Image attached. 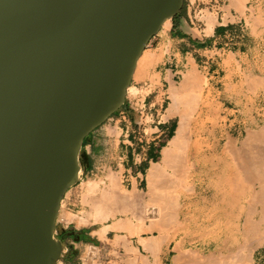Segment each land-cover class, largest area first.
<instances>
[{"label": "water", "instance_id": "95a60500", "mask_svg": "<svg viewBox=\"0 0 264 264\" xmlns=\"http://www.w3.org/2000/svg\"><path fill=\"white\" fill-rule=\"evenodd\" d=\"M185 2L0 0V264L63 259L73 149L125 105L136 59Z\"/></svg>", "mask_w": 264, "mask_h": 264}, {"label": "rangeland", "instance_id": "374dc122", "mask_svg": "<svg viewBox=\"0 0 264 264\" xmlns=\"http://www.w3.org/2000/svg\"><path fill=\"white\" fill-rule=\"evenodd\" d=\"M217 1L219 2L220 0H186L181 14L171 21L170 28L167 30L162 29L160 31L159 34L162 36V45L167 44L165 40H168L170 30L178 26L180 21H186L189 28L193 29L194 34L200 38H205V36L209 35L214 27L222 22L218 20L217 12L214 11L216 9H213L214 6L218 5ZM230 1L234 2L235 0ZM240 1L246 2L248 0ZM219 3L222 5V2ZM225 10L229 11L230 8H225ZM240 13L244 17L242 21L237 20L232 17L230 13H228L224 17L223 24L228 25L229 29L233 31L230 33L231 36H229L228 39H225V42L229 45L228 47L232 50L234 49L235 51L241 49L244 54L238 57L237 61H235L236 59H234L232 55H230V58H227L226 56L224 57V70L220 75V78L223 77L224 81L219 83L218 86H215V83L212 81L210 84H207V71H197L196 80H194V82L193 79L188 80V78L186 81L185 77H181L177 80L178 84L175 86V90L173 89L174 91H177L176 93H174L173 90L171 91L170 94H172V97L170 94L168 96L164 92L158 95L154 92L155 84L149 81H144L149 75V71L153 67L155 59L151 56L149 57L148 54L144 57L142 55L144 63L142 60L140 61L133 78L135 81L131 84V88H133V90H131L132 92H129V89L127 90V100L125 105L108 121H106L105 124L95 131L97 132L96 134L99 135V142L96 140L97 146L92 153V156L93 154H96L95 161L93 162V168L86 170V166L83 167L84 175H82V179L78 182V184L70 189V193L68 194V203H70V205L67 202L64 203L61 208L55 230L56 238L64 241L63 239H60V235L64 232L66 233V230H69L71 233L74 230L81 229L87 224H89L87 226H90L92 229L100 230L112 223H115L117 220L100 222V215L99 212L95 211L97 209L95 206L100 197L106 195L107 191L110 193V190H113L112 187H114V184L117 183L119 186L117 190L118 192L115 190L117 187H114L113 191H115V193H112L116 195L112 196L111 193L108 197H113L112 199L114 200L115 196L118 199L119 194V196L122 197L120 200L121 202L116 199V201H114L115 203H113V201L111 202V200H108V202L113 205L116 204L114 206L121 208L122 211L126 208L125 212L127 214V218L120 217L119 219H129L131 226H133V224L136 225L133 227L138 230L135 232L133 231L135 229L131 227L133 234H131L132 237H127L126 234H119V236H124L127 243H130L131 247H135L139 251L137 254L129 257L125 254L126 250L124 246L119 248L115 247L114 241L117 234L109 232L104 239L100 238L101 246L98 249L90 246H78L76 251H71L70 249V253L75 256L73 258L74 260L80 258L79 260L84 262V264H162L160 259L162 252L165 253L170 250L172 252L170 253L168 264H187V262L188 264H264V225L260 227L258 226L260 225L259 219L261 218V212L259 211L260 208H257L254 201V195L256 192H253V188L255 182L250 177H246V179L242 177L240 186H244L243 188L240 187L237 191H232V193H235H233L234 195L231 193V203H228L230 210L225 215L217 213L214 198L216 192L215 190L220 188V191L227 190L230 192V190L227 187L225 188V185L220 182L217 183L218 185L216 184V187L219 186L216 188L213 186L212 182L214 179L212 162L213 156L216 154V156L219 157L221 152H223L222 148L226 150L231 142H239V148H242L246 144L247 146L245 148L248 149L249 152H245L246 154L247 152L249 153V157H251L250 159L256 155L255 150L250 151V146H248V135L249 133H258L259 129H256L255 123H257L258 120H263L264 117V85L260 84L264 83V0H252L247 13H245V8ZM209 17H214L216 19L217 22L214 26L212 24L209 25ZM190 81H192V85H189ZM185 82L188 84L184 85ZM226 84H229L232 87V90L228 89L227 91ZM213 85L215 86L214 96L217 95V93H221V99L226 96H232L233 99H229V101L207 100L206 94L210 92L209 88H212ZM184 93H186L189 97H192L194 94L193 98L199 96L198 100L197 98H194L195 100L191 98L194 102L190 101L191 99ZM157 96H159V100L156 102L155 99ZM166 97H169V99H166ZM186 98L189 100H186ZM180 99H184V101H180ZM196 100L197 102H195ZM186 101H190V106H192V104H195L194 106H196L198 103L196 108L193 107V110L195 111L194 117L196 119L193 128L196 133L195 131L193 132L194 129H192L191 133L193 134H190V140L184 147L185 149L189 145L190 148H192L191 151L196 157H194L191 161V163H195L194 171L191 177L188 176L189 165L186 166V162L183 159L184 156H179L176 159L177 161H175L176 163L173 162L170 164L174 168L171 166L169 167L168 165L166 167V165H164V162L162 161L164 160L163 153L160 154V151L162 150V147L165 148L168 146L170 138H166L165 142L160 143L155 148L158 152V164L159 166H162L160 168L163 170L159 169V174L153 175L154 180L152 175H150L151 172H149L148 179L150 180L152 178L151 180L153 181H149L147 179V183H145L143 191L131 189L130 183L126 181L124 174V169L130 166H126V162L131 161L130 157L132 154H130V149L134 148L137 152H139L142 151L143 147L150 146L152 138L156 136V133H154L156 130H153L152 128L158 126L159 122L170 121L171 128L176 132L179 119H168V112L171 107H173L172 105H174V103L176 104L175 109H177V107L179 109L184 107L180 111L185 110V103L183 102ZM181 102L184 105L181 106ZM217 103L224 104V110H221ZM151 110H153V112ZM154 110H158L159 116H151V113H154ZM199 111L202 112V117L197 116ZM199 126H203V129ZM126 130H129V134H126ZM126 135L129 137H126ZM90 136H92V134ZM202 138L203 140L201 142ZM251 144L256 147L258 146V143L255 144V141H252ZM131 145H133L132 148ZM84 147L85 146H83V152H85L88 156ZM123 156H127L125 163H121L119 160ZM87 163L89 162L87 161ZM177 163L181 168L175 167ZM173 169H175V171ZM172 170L174 171L173 174H171ZM174 173L176 175H174ZM110 174L113 178L108 176ZM163 177L165 181L164 185L161 187H165V191L160 187V183L163 181L160 180V178L163 179ZM155 178H159L158 180H160V183L155 182ZM112 179L117 181H113V183H115L112 184V182H110ZM169 179L173 183L172 187H169V181L167 182V185L165 183L166 180ZM89 182H94V185H98V192L94 195L91 194L92 196L88 194V191L86 190L87 183ZM151 182L154 183L155 188L159 185V188H156L158 196L154 201H150V199L146 196ZM222 184L224 185L223 187ZM111 185L113 186L111 187ZM108 188L111 189L108 190ZM175 191H183L182 193L187 196V208L191 209H189L186 215L182 216L180 220L177 218V214L172 215V217L169 215L167 216V219H165L166 215L170 214V210L167 213L168 206L165 210L163 206L164 200L162 199L168 195L170 196L165 198V200H168L170 197L172 198L171 195H173ZM124 192L126 193L124 194ZM163 193H167L168 195L166 194L167 196H162ZM127 198L129 201L126 200ZM141 199L144 200L142 201ZM158 199L161 200L162 203L161 201L154 203ZM158 202L160 204H158ZM119 203L120 206H122L121 203H123V208L118 207ZM127 204L132 206L131 207L129 205L131 211H129V206L126 207ZM160 209L164 211L162 212ZM229 214L230 216L232 215L231 218ZM160 215L162 217L164 216V218ZM227 216H229V218ZM242 216L249 219L252 225L258 224L256 225L257 229L254 226L257 232H253L254 230L252 228H250V232H248L249 229L245 231L243 226L239 225V219ZM86 217L87 221L83 223L81 218ZM160 218L162 219L160 220ZM194 223H197L200 227H195ZM164 226L166 228H164ZM154 228L162 231L161 241H159V235L155 232ZM150 229L151 231L153 230V232H150ZM251 231L256 234H254V238H256V240L251 237ZM247 233L249 234L247 235ZM135 234L139 236H136ZM152 237H154L155 240L157 238L156 242L158 243L159 241L160 245L158 244L159 246L157 248L152 249L151 251L153 252L146 251V249H144L145 246L142 247L141 245L144 244V240H146V242L149 240L154 242ZM63 238L67 239L68 237L64 235ZM238 252L239 255L236 254ZM184 253L186 255H184ZM74 254H77V256ZM190 259H192V261ZM61 263L63 264V260H61L58 264Z\"/></svg>", "mask_w": 264, "mask_h": 264}, {"label": "bare ground", "instance_id": "6f19581e", "mask_svg": "<svg viewBox=\"0 0 264 264\" xmlns=\"http://www.w3.org/2000/svg\"><path fill=\"white\" fill-rule=\"evenodd\" d=\"M235 1H238V0H235ZM244 2V1H243ZM232 3H234V2H232ZM240 3L242 4V2L240 1ZM233 6H234V4H233ZM239 6V5H238ZM237 6V7H238ZM236 7V6H235ZM243 10V9H242ZM172 15L173 14H169V15H166L165 17H164V19H163V22H162V24H161V29H165V30H167V29H169L170 28V26H171V21L173 20L172 19ZM207 19V18H206ZM216 19L214 18V17H209V25L210 24H212L213 26L216 24ZM166 51V50H165ZM143 58H142V56L138 59H136V63H135V66H134V68H133V71H132V79L134 78V76H135V73H136V70H137V68H138V66H139V64H140V61L142 60ZM145 60V59H144ZM142 62H143V60H142ZM144 63V62H143ZM190 69V68H189ZM192 69L193 70H189V72L187 73V71H186V74H185V78H186V81H187V78H188V80H192L193 79V82H194V80H196L195 78H196V76H197V70H196V67H192ZM169 80V79H168ZM185 81V80H184ZM191 82L192 81H190L189 83V85H192L191 84ZM171 84V83H170ZM184 84V83H183ZM182 84V85H183ZM186 84H188V83H186L185 82V84L184 85H186ZM260 84H263L264 85V83H260ZM194 86V85H193ZM252 86V85H251ZM258 86V85H257ZM171 88V87H170ZM252 88V87H251ZM129 89V92L131 91V90H133V88H131V87H128V88H126L124 91H123V94H124V92H125V96H127V90ZM174 89V88H173ZM192 89V88H191ZM175 90V89H174ZM173 90V92L174 93H176V91H174ZM197 91H199V90H197ZM132 92V91H131ZM134 93V92H133ZM171 93V92H170ZM130 94V93H129ZM184 94H186V93H184ZM189 94V93H188ZM190 94H191V92H190ZM123 95V96H124ZM171 95V97H172V94H170ZM187 95V94H186ZM178 96H180V95H178ZM188 96V95H187ZM193 96H194V94L192 95V97H189L188 96V98H192V99H194L193 98ZM196 96V95H195ZM198 96V95H197ZM173 97H174V95H173ZM186 97V96H185ZM199 97V96H198ZM198 97H196L197 98V100H198ZM181 98V97H180ZM195 98V99H196ZM173 99V98H172ZM171 99V100H172ZM177 99V98H176ZM190 100V101H193L194 102V100ZM121 100H122V98L120 99V100H118L116 103H114L112 106H111V108H110V110H111V112H113L120 104H121ZM126 100H127V98H126ZM178 100V99H177ZM184 101V99H180V101ZM186 100H189V99H187L186 98ZM197 100L195 101V102H197ZM173 101H175V100H173ZM189 101V102H190ZM239 101V100H238ZM177 102V101H176ZM188 101H186V102H183V103H185V110H182V111H180L182 108H184V107H182L181 109H179L178 107H177V109H175V103H174V105H172L173 107H171V109L169 110V112H168V119H171V118H178L179 119V122H178V127H177V129H176V132H175V135H174V137L169 141V143H168V146L167 147H165L164 148V150H163V157H164V160H162L163 162H164V165H166V167H167V165L170 167L171 165L170 164H172L173 162H175V161H177L176 159L179 157V156H184V161L186 162L185 164H186V166L187 165H189L188 167H189V172H188V176L189 177H191V175H192V173H193V171H194V167H195V163H191V161H192V159H194V157H195V154H193V152L191 151L192 150V148H190V146L188 145L185 149H184V147L186 146V144H188V142H189V140H190V134H193V133H191V131H192V129H194L193 127H194V124H195V122H196V119H195V117H194V114H195V111L193 110V107L194 108H196V106L198 105V103H197V105L196 106H194L193 104H192V106H190V104L191 103H189ZM182 103V102H181ZM180 103V104H181ZM181 104V106L182 105H184V104ZM188 103H189V105H188ZM246 103V102H245ZM201 104V103H200ZM206 104V103H205ZM210 104V103H209ZM178 106H180V105H178ZM240 107V106H239ZM200 108V107H199ZM201 109V108H200ZM240 110V109H239ZM248 110V109H247ZM200 111H202V110H200ZM199 111V113H198V117H202L201 115H202V112H200ZM214 112V111H213ZM263 112V111H262ZM262 112H261V115H262ZM217 113V112H216ZM196 116V115H195ZM261 118H262V116H261ZM258 119V118H257ZM250 125V124H249ZM255 127H256V129H259L258 130V133H249V140H248V146H250V151L251 150H255L256 151V155L255 156H253V158L252 159H250L251 157H249V150L248 149H246L245 147L247 146L246 144L242 147V148H239V145H238V143L237 142H231L230 144H229V146L227 147V149L225 150V149H223L222 148V150H223V152H221V155H219V157H217L216 156V154L213 156V173H214V179H213V186H215L216 187V184L218 183V182H220V183H223L224 185H225V188L227 187L229 190H230V192L229 191H227V190H225V191H220V189H216L215 191V196H214V198H215V202H216V210H217V213H220L221 215H225L227 212H229V210H230V206H229V202L231 203V199H232V194L233 193H235V192H233L232 193V191H237L241 186V184H240V182H241V179H242V177L243 178H245L246 179V177L247 178H251V179H253V181L255 182V185H254V188H253V192H256L255 193V195H254V201H255V204H256V206H257V208H260V212H261V218L259 219V224L260 225H258V224H256V225H258L259 227L260 226H263L264 225V117H263V120L261 119L260 121L258 120V122L257 123H255ZM199 127H201V126H199ZM198 127V128H199ZM203 127V126H202ZM201 127V128H202ZM207 128V127H206ZM203 129V128H202ZM195 131V129L193 130V132ZM200 131H202V130H200ZM205 132V131H204ZM203 132V133H204ZM207 132V131H206ZM229 132V131H228ZM195 133H196V131H195ZM198 134V133H197ZM199 134H200V132H199ZM198 134V135H199ZM202 134V133H201ZM194 136V135H193ZM192 137V136H191ZM238 138V137H237ZM194 140V139H193ZM196 140V139H195ZM202 140H203V138L201 139V142H202ZM222 140V139H221ZM199 141V140H198ZM252 141H255V144L256 143H258V146L256 147V146H253L254 145V142H253V145L251 144L252 143ZM256 141H258V142H256ZM85 143V142H84ZM218 143H219V141H218ZM190 144H191V142H190ZM198 144H199V142H198ZM202 144V143H201ZM244 144V143H243ZM84 145V144H83ZM83 145L82 146H77L76 147V150H74L73 149V151H74V154H75V157L77 158V162H78V166H79V169H78V180L80 181L81 179H82V175H84L83 174V172H84V168H83V163H82V158H81V156H80V154H81V152L83 151ZM193 147V146H192ZM218 148V147H217ZM216 149V148H215ZM246 149V150H245ZM199 151V150H198ZM245 151H248L247 152V154H246V152ZM220 153V152H219ZM218 153V154H219ZM248 156V157H247ZM196 158V157H195ZM209 160V159H208ZM194 161V160H193ZM183 162V161H182ZM206 162V161H205ZM209 162V161H208ZM176 163V162H175ZM179 163V162H178ZM178 163H177V165L175 166L174 164V166L175 167H179V168H181L180 167V165H178ZM184 163V162H183ZM160 167H162V166H159V164H154L153 165V167L151 168V174L150 175H152V177H153V175H158L159 174V169H161V170H163L162 168H160ZM168 167V168H169ZM171 167H173V166H171ZM207 167V166H206ZM174 168V167H173ZM183 168H184V166H183ZM212 168V167H211ZM206 169V168H205ZM170 170V169H169ZM174 171H175V169H173ZM172 170V173L171 174H173V171ZM201 170V169H200ZM176 171H179V170H176ZM203 171V170H202ZM161 173V172H160ZM166 173V172H165ZM202 173V172H201ZM164 174V173H163ZM162 174V175H163ZM169 174V173H168ZM112 175H113V173H112ZM112 175L110 174V175H108V176H111L112 177ZM167 175V174H166ZM174 175H176L175 173H174ZM178 175V174H177ZM168 176H170V175H168ZM185 176V175H184ZM202 176V175H201ZM151 177V176H150ZM159 177V176H158ZM165 177H167V176H165ZM113 178V177H112ZM152 179V178H151ZM149 180V181H153L154 180V177H153V180ZM156 179V178H155ZM159 179V178H158ZM158 179H156V181L155 182H159L160 183V180H163V181H161L162 183H160V187L162 186V185H164V177H163V179H161L160 178V180H158ZM167 179V178H166ZM175 179V178H174ZM176 180V179H175ZM113 181H117V180H114V179H112L110 182H112V184H114L113 183ZM169 181V183H168V185H169V187L171 186L172 187V181L169 179V180H166V185H167V182ZM101 183V182H100ZM120 183V182H119ZM211 183V182H210ZM109 184H111V183H109ZM116 184V185H115ZM114 184V187H117L115 190H116V192H118L117 190H118V188H119V186L117 185V183H115ZM150 184V183H149ZM222 184V187L224 186ZM120 185V184H119ZM178 185V184H177ZM218 185V184H217ZM113 185H111V187H112ZM134 186V185H133ZM155 185H154V183L153 182H151V184H150V187L148 188V192L146 193V196L148 197V199H150V201H154L155 199H156V197L158 196L157 194V192L158 191H156V188H159V185H158V187L156 186V188L154 187ZM244 186V185H243ZM243 186L241 187V188H243ZM114 187H112V189L114 190ZM190 187V186H189ZM214 187V188H215ZM219 187V186H218ZM218 187H216V188H218ZM134 188V187H133ZM161 188H163V187H161ZM165 188V187H164ZM163 188V189H164ZM168 188V187H167ZM175 188V187H174ZM111 189V188H110ZM109 188H108V190H110ZM166 189V188H165ZM165 189H164V191H165ZM186 189V188H185ZM224 189V188H223ZM86 190L88 191V194H92V195H94V194H96L97 192H98V185L96 186V185H94V182L92 183V182H89V183H87V186H86ZM104 190V189H103ZM113 190H110V193H108L109 191H107V193H106V195H103V196H101L100 197V199L96 202V203H93V204H96V212H99V215H100V222H109V221H111V220H117L115 223H112V224H110L109 226H107V227H105V228H103V229H100L101 230V232L100 231H98V232H96L97 234H99V233H101V234H103V235H105V234H107L108 232H110V231H114V232H128V234L130 233V235L132 234V229H131V227L132 228H134L135 229V227H133V226H136V225H134L133 224V226H131V223L129 222V219L127 220V219H119L120 217H126V208H125V206H124V210L122 211L121 210V208H117V206H114V205H116V204H112V203H110V202H108V200H111V202L113 201V203H115L114 201H120L121 199H122V197L121 196H119V194H118V199L114 196V198L116 199H112L113 197H111V198H109L108 196H109V194H111L112 192H114L115 193V191H113ZM181 190V189H180ZM191 190V189H190ZM134 191V190H133ZM172 192V191H171ZM183 192V191H182ZM182 192H180V191H175L174 192V194L173 195H171L172 196V198L170 197L168 200H165V198H168L170 195H168L167 193H163V195L162 196H167V197H164L162 200H164L163 201V206H164V208H165V210L167 209V206H168V210H167V213L169 212V210H170V214H168V215H166L165 213V215H166V218L165 219H167V216H169L170 215V217H172V215H175V214H177V218L180 220L181 218H182V216H185L186 215V213H187V211H189V209H191V208H187V196L184 194V193H182ZM188 192V191H187ZM104 193V194H105ZM114 193H112L111 195L113 196V195H116V194H114ZM120 193V192H119ZM126 192H124V194H125ZM160 193H162V192H160ZM160 193H159V195H160ZM232 193V194H231ZM103 194V193H102ZM101 194V195H102ZM108 194V195H107ZM128 194V193H127ZM167 194V195H166ZM91 195V196H92ZM130 195V194H129ZM234 195V194H233ZM89 197V196H88ZM121 197V198H120ZM129 197V196H128ZM134 197V196H133ZM146 197V198H147ZM236 197V196H235ZM65 198V197H64ZM90 198V197H89ZM120 198V199H119ZM145 198V199H146ZM158 198H160V197H158ZM240 198H241V196H240ZM123 199H124V197H123ZM161 199V198H160ZM194 199V198H193ZM126 200H128V198L126 199ZM142 200V199H141ZM144 200V199H143ZM142 200V201H143ZM188 200H189V198H188ZM198 200V199H197ZM129 201V200H128ZM139 201V200H138ZM157 201H161V200H156V202H154V203H157ZM121 202V201H120ZM125 202V201H124ZM190 202V201H189ZM214 202V203H215ZM235 202V201H234ZM118 203V202H117ZM130 203V202H129ZM161 203H162V201H161ZM194 203V202H193ZM236 203V202H235ZM234 203V204H235ZM88 204V203H87ZM122 204V206H123V203H121ZM158 204H160L159 202H158ZM169 204V205H168ZM189 204V203H188ZM130 205V204H129ZM128 204L126 205V207L127 206H129ZM131 205H132V201H131ZM130 205V206H131ZM145 205V204H144ZM143 205V206H144ZM190 205V204H189ZM231 205V204H230ZM122 206H120V203H119V205H118V207H122ZM130 206H129V211H131L130 209ZM135 206V205H134ZM141 206V205H140ZM149 206V205H148ZM160 206V205H159ZM94 207V206H93ZM132 207V206H131ZM138 207V206H137ZM142 207V206H141ZM153 207V206H152ZM202 207V206H201ZM206 207V206H205ZM204 207V208H205ZM123 208V207H122ZM139 208V207H138ZM160 208H161V206H160ZM234 208V207H233ZM133 209H134V207H133ZM198 209V208H197ZM128 210V209H127ZM161 210V209H160ZM140 211V210H139ZM143 211V210H142ZM157 211H158V209H157ZM162 212L164 211V210H161ZM175 211H177V212H175ZM197 211V210H196ZM200 211V210H199ZM130 213V212H129ZM132 213V212H131ZM174 213V214H173ZM142 214V213H141ZM193 214V213H192ZM205 214V213H204ZM219 214V215H220ZM92 215V214H91ZM96 215H97V213H96ZM213 215V214H212ZM85 216V215H84ZM161 216V215H160ZM159 216V217H160ZM229 216H230V214H229ZM229 216H227L228 218H229ZM232 216V215H231ZM231 216H230V218H231ZM88 217V216H87ZM87 217L86 218H81V221L83 222V223H85V221H87L86 219H87ZM162 217V216H161ZM170 217H169V219H170ZM96 218H99V217H96ZM127 218V217H126ZM134 218V217H133ZM162 218H164V216L162 217ZM162 218H160V220L162 219ZM84 219V220H83ZM135 219V218H134ZM95 220V219H94ZM97 220H99V219H97ZM172 220V219H171ZM202 220V219H201ZM200 220V221H201ZM210 220V219H209ZM225 220H227V219H225ZM139 221V220H138ZM163 221V220H162ZM198 221V220H197ZM238 221V220H237ZM251 221H253V220H251ZM94 222V221H93ZM97 222V221H96ZM99 222V221H98ZM172 222V221H171ZM256 222V221H255ZM140 223V222H139ZM162 223V222H161ZM195 224V227H200L197 223H194ZM237 225V224H236ZM239 225H242L243 226V229L245 230V231H247L248 229H249V231L248 232H250V228H252L254 231L253 232H257L256 230H255V227H256V229H257V226L254 224V225H252V223L249 221V219H247V218H245L244 216H242L240 219H239ZM163 226V225H162ZM194 226V225H193ZM255 226V227H254ZM161 227V226H160ZM139 228V227H138ZM164 228H166L165 226H164ZM187 228V227H186ZM189 228V227H188ZM202 228V227H201ZM151 229H153V228H151ZM151 229H150V232H153V230L151 231ZM155 229V232L159 235V241H161V239H162V231L161 230H159V229H156V228H154ZM195 229V228H194ZM136 230H138V229H135V230H133V231H135L136 232ZM140 230V229H139ZM146 230V229H145ZM149 230V229H148ZM148 232V231H147ZM252 232V231H251ZM252 232V235H251V237L252 238H254V236L256 235L255 233H253ZM95 233V234H96ZM117 233V234H118ZM138 233H139V231H138ZM142 233V232H141ZM202 233V232H201ZM140 234V233H139ZM245 234H246V232H245ZM249 233H247V235H248ZM255 234V235H254ZM100 235V234H99ZM133 235V234H132ZM136 235V234H135ZM247 235H246V237H247ZM258 235V234H257ZM136 236H139V235H136ZM244 236V235H243ZM99 237H101V236H99ZM105 237V236H104ZM250 237V238H251ZM102 238V237H101ZM124 239V237H121L120 238V236H118L117 237V239H121L122 241H123V239ZM153 238V240H154V242L153 241H148V242H146V240H144L145 242H144V244L142 243L143 242V240H142V242H140L141 241V238H140V243H142L143 245H142V247L143 246H145V248L144 249H146V251H151L152 249H154V248H157L159 245H160V243H159V241H158V243L156 242L157 241V238H156V240H155V238L154 237H152ZM104 239V238H103ZM150 239V238H149ZM246 239V238H245ZM258 239V238H257ZM139 240V239H138ZM254 240H256V238H254ZM260 241V240H259ZM117 240H116V244H117ZM125 242V240L123 241V242H121L120 241V243L119 244H124V247L126 246V242ZM154 243V244H152V243ZM156 243V244H155ZM159 244V245H158ZM122 246V245H121ZM127 247V246H126ZM241 247V246H240ZM128 248H130V247H127L126 249V251H128L127 253H134V252H137L138 250H136V248H134V250L132 249V247H131V249H132V251H130V250H128ZM88 250V249H87ZM91 250V249H90ZM156 250V249H155ZM239 250V249H238ZM134 251V252H133ZM151 252H153V251H151ZM158 252V251H157ZM187 252V251H186ZM185 252V253H186ZM237 252V251H236ZM95 253V252H94ZM129 253V254H130ZM184 253V255H186L187 253H189V252H187L186 254ZM193 253V252H192ZM194 253H195V251H194ZM197 253V252H196ZM135 254H137V253H135ZM181 254V253H180ZM236 254H238L239 255V252L238 253H236ZM91 255V254H90ZM182 255V254H181ZM190 255V254H189ZM194 255V254H193ZM139 256V255H138ZM198 256V255H197ZM200 257V256H199ZM198 257V258H199ZM238 257V256H237ZM240 257H241V255H240ZM202 258V257H201ZM242 258V257H241ZM240 258V259H241ZM135 259L137 260V258L135 257ZM143 259V258H142ZM204 259V258H203ZM207 259V258H206ZM217 259V258H216ZM246 259H248V258H246ZM191 261H192V259H190ZM208 260V259H207ZM233 260V259H232ZM231 260V261H232ZM88 261V260H87ZM86 261V262H87ZM134 261V260H133ZM132 261V262H133ZM241 261V260H240ZM154 262V261H153ZM175 262V261H174ZM204 262H206V261H204ZM145 263V262H144ZM148 263V262H147ZM230 263V262H229ZM136 264V263H135ZM184 264V263H183ZM186 264V263H185ZM187 264H188V262H187ZM198 264V263H197Z\"/></svg>", "mask_w": 264, "mask_h": 264}, {"label": "crops", "instance_id": "0c3cea01", "mask_svg": "<svg viewBox=\"0 0 264 264\" xmlns=\"http://www.w3.org/2000/svg\"><path fill=\"white\" fill-rule=\"evenodd\" d=\"M252 0H248L246 2H242V4L239 1H234L232 3L230 0H220L219 2H222V5L217 1L218 5L214 6L213 9L215 12H217L218 20L222 21L221 24L214 27L212 32L205 36V38H200L194 34V30L190 29L187 25L186 21H180L178 23V26H176L174 29L172 28L169 32L168 40H165L167 42L166 45H162V36L157 35L155 38L152 39L148 47L143 53V57L148 54V56L153 57L155 59V63L153 67L149 71V75L144 80L146 82H151L155 84L154 86V92L158 95H160L162 92H164L166 95L169 96L170 92L175 88V86L178 84L177 80H179L181 77H184V74L189 72V70H193L192 67H196L198 72L207 71V84H210V82H214L215 86H218L219 83H222L224 81V78H220L221 72H223V65L225 64L224 57L230 58V55L236 59L237 61L238 57L243 55L244 53L241 51V49L235 51L229 48L228 44L225 42V39H228L230 33L233 31L229 29L228 25H224V17L230 13L232 17L236 18L239 21L243 20V16L241 15V11L245 8V13H247L250 3ZM234 4V6H233ZM239 5V6H238ZM236 6V7H235ZM238 6V7H237ZM230 8L229 11H226L225 8ZM243 9V10H242ZM240 10V11H238ZM166 50V51H165ZM232 63V62H230ZM190 68V69H189ZM153 70V71H152ZM139 75V73H138ZM153 79V81H152ZM169 79V80H168ZM215 80V81H214ZM135 81V79H133ZM135 83V82H134ZM171 83V84H170ZM213 85L212 88H209L210 92L206 94V99L211 101H229V99H233L232 96H226L221 99V93H217V95L214 94L215 86ZM227 85V91L228 89L232 90V87L229 84ZM171 87V88H170ZM166 99H169V97H166ZM159 100V96L156 97L155 101L157 102ZM219 105V108L221 110H224V104L217 103ZM153 112V110H151ZM151 116H159L158 110H154V113H151ZM153 130H156V136L152 138V143L148 147H143L142 151L137 152L136 149H130L131 161L126 162L127 156L121 157L119 160L121 163H127L126 166L130 165L128 168L126 167L124 169V174L126 181L130 183L131 189H136L137 191H143L145 187V183H147L148 174L151 171V168L154 164H158L157 161V151L155 148L162 142H165L166 138H170V140L174 137L175 131L170 126L169 122H159L158 126L155 128H152ZM97 132H94L92 136H90L86 140V146L84 147L85 151L88 153V165L85 167L86 170H89L93 168V162L95 161V155L92 153L94 149L96 148V140H98L99 135L96 134ZM126 134H129V130H126ZM126 137H129L126 135ZM99 142V140H98ZM133 145H131V148ZM140 150V149H139ZM164 148L162 147V150L160 151L162 154ZM98 154V153H97ZM100 154V153H99ZM104 168V167H102ZM134 185V186H133ZM134 187V188H133ZM70 191L66 194L64 200L62 201L61 208L63 207L64 203H68V194ZM70 205V203H68ZM89 225V224H87ZM83 226L81 229L74 230L72 233L78 235V239H70V231L66 230L67 232L63 233L68 238L64 239L63 244H65V249L63 253V264H84V262L80 261V258H77L74 260L71 251H76L78 249V246H90L94 248H100L101 239L105 238L107 234L103 235L101 233L97 234L96 232L101 230L92 229L90 226ZM80 226V225H79ZM69 231V232H68ZM113 233H118L114 231H110ZM69 233L68 235H66ZM96 233V234H95ZM119 234H126L127 237L131 236L128 232H119L115 239V247L119 248L124 246V244H119L120 241L123 242L125 240L124 237L123 241L120 239H117ZM101 236V237H99ZM105 236V237H104ZM132 237V236H131ZM116 240L117 242L116 244ZM126 242V243H125ZM125 244L128 248V250L132 251L135 247L130 246V243L128 244L125 240ZM67 244V245H66ZM125 246V250H127ZM142 246V245H141ZM136 250H138L136 248ZM135 251V250H134ZM133 251V252H134ZM139 251V250H138ZM134 252L127 253L126 255L129 257L135 255ZM172 251H168L161 254V263L162 264H168L170 253ZM77 256V254H74ZM125 256V255H124ZM122 262V261H120ZM62 264V263H61Z\"/></svg>", "mask_w": 264, "mask_h": 264}, {"label": "trees", "instance_id": "16d2710c", "mask_svg": "<svg viewBox=\"0 0 264 264\" xmlns=\"http://www.w3.org/2000/svg\"><path fill=\"white\" fill-rule=\"evenodd\" d=\"M83 146H86V141H85V143H84V145ZM65 234H61L60 235V239H63V236H64ZM79 237H78V235L77 234H74V233H72L71 232V234H70V239L72 240V239H78Z\"/></svg>", "mask_w": 264, "mask_h": 264}, {"label": "flooded vegetation", "instance_id": "af4514ba", "mask_svg": "<svg viewBox=\"0 0 264 264\" xmlns=\"http://www.w3.org/2000/svg\"><path fill=\"white\" fill-rule=\"evenodd\" d=\"M69 233H67L66 235H68ZM71 234V233H70Z\"/></svg>", "mask_w": 264, "mask_h": 264}]
</instances>
